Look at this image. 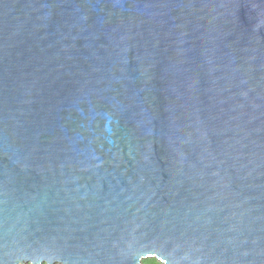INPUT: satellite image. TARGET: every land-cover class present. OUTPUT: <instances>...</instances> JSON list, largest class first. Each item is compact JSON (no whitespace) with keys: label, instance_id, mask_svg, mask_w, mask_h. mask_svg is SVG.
Wrapping results in <instances>:
<instances>
[{"label":"water","instance_id":"water-1","mask_svg":"<svg viewBox=\"0 0 264 264\" xmlns=\"http://www.w3.org/2000/svg\"><path fill=\"white\" fill-rule=\"evenodd\" d=\"M264 264V0H0V264Z\"/></svg>","mask_w":264,"mask_h":264},{"label":"trees","instance_id":"trees-1","mask_svg":"<svg viewBox=\"0 0 264 264\" xmlns=\"http://www.w3.org/2000/svg\"><path fill=\"white\" fill-rule=\"evenodd\" d=\"M143 264H161L156 258H148L143 260Z\"/></svg>","mask_w":264,"mask_h":264}]
</instances>
